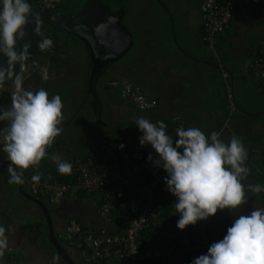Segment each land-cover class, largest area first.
Masks as SVG:
<instances>
[{
    "label": "crops",
    "instance_id": "crops-1",
    "mask_svg": "<svg viewBox=\"0 0 264 264\" xmlns=\"http://www.w3.org/2000/svg\"><path fill=\"white\" fill-rule=\"evenodd\" d=\"M116 10H123V17L125 14L123 7ZM192 21L193 18L189 19L188 23L185 24L187 26L185 31L191 39L190 42L184 41V43H181L183 41L178 38V34L175 31L176 40L167 36L157 42L158 56H153L149 60L144 58L140 60L142 55L149 52L152 44L155 43L150 42L144 44L136 51L135 58L128 57L127 59H130L127 64L123 65L124 62H121V58L115 62L110 68L113 76L106 77L105 74L100 79V81L105 82L107 97L103 96L99 85L93 90L87 83L88 69L75 68L74 91H72L74 92V113L68 112L64 116V124L62 121L60 125L64 134L74 120L72 138H69V142L64 143V137L57 136L53 145L48 148L47 156L41 160L38 167L34 166L26 170L15 169L18 174L22 175L23 184L9 183L10 173L8 172V167L10 163L8 162L7 154L3 151V140L0 138V226L5 228V235L9 241L3 257H0V264H52L54 256L59 257V261H55V264H67L58 252H55L48 245V241L43 238L45 234L40 235L37 230L34 232L28 229H21L25 223L41 221L46 216L40 205L22 194L18 188L21 185L23 189L27 190V173L30 171L36 170L42 173L49 167L57 169L56 163L51 159L53 155H58L63 160L69 161L73 155L87 156L93 154L100 147L105 135L114 136L120 142V145H124L123 149H121V165L123 164L122 167L124 166L125 172L136 180V169L139 166L132 157L133 149L131 144H133L132 136L135 128H137L136 120L139 117L152 121L153 119H169L174 114H180L186 128L196 127L206 136H210L212 132H220L222 133L220 138L225 143H228L232 136H236L242 140L247 150L246 166L250 169L249 175L242 181L245 185L248 200L246 204L236 209L226 208L218 210L215 216L210 217L205 226L188 225L183 230L177 227L180 216L176 212L175 223L165 229L156 230L152 239V244L156 247H163L171 243V241L179 240L181 244L177 245L178 249L176 252L166 259L144 261L141 264H192L195 258L207 253L211 244L223 239L227 234V229L234 223L235 218L240 215H247L253 209H264V192L253 194L247 191V185L249 184L264 185V183L261 184L264 179V147H262L264 144V125L261 121L254 122L256 115L253 114L263 113L264 109L253 112L248 107V102L245 98L244 100L239 99L236 88L237 69L238 78L243 81L255 75L249 66L256 55V44H254L255 42L245 41L247 45L244 47L241 46L244 42L241 43L239 40L253 33L254 39L258 40L260 38L261 41H264V23L261 22V13L257 12L256 15L249 18L235 15L231 22V31L228 33L223 31L216 34L218 47L225 40L239 50L242 48L245 50V70L238 66V63L241 62H237L234 58L232 59V56L229 60L226 58L227 60L223 62L224 64L211 60L209 58L210 51L208 52L205 49L206 46L202 38V21L196 24V32L199 34L198 39L201 37L204 43L205 47L203 46V48L202 45L197 46L198 43L195 40V36H193L195 30L192 28ZM245 23L248 24L249 29L240 35L239 30ZM128 30L131 32L129 27ZM252 36L251 38H253ZM168 39H171L170 44L166 43ZM133 45L134 39L132 35L130 48ZM219 49L223 52L224 46L222 45ZM124 56L127 57V55ZM144 60L146 61L143 62ZM205 65L209 68L215 67L217 72L211 69L205 70ZM221 65L232 70L230 71V79H232L236 95V109L233 111L230 122L227 125H225V122L228 117V105L224 106L225 99H227V91L223 83ZM42 68L34 69L31 72L32 74L30 73L31 77L27 74L30 78L27 79L29 82L24 84L26 89L32 91L42 89L48 80L54 79L57 74L56 68H50L47 63ZM35 73L42 75L40 82H35V78H32ZM137 75L139 77H136ZM249 75L251 76L249 77ZM115 77L122 78L121 80L123 81L140 82L149 95L158 98L159 105L157 108L141 110L132 99L124 98L114 88V90L109 88L111 87L108 85L109 81ZM252 83L255 86L251 88L258 89L261 94H264L263 89L259 85L260 81L256 82L255 80ZM13 91L14 87L12 86L11 95ZM67 101L70 105L72 101L71 95H69V100L67 98ZM251 114L253 115L250 122L248 115ZM243 122L249 128L246 138H243L236 130V127ZM7 124V121H0V128L6 127ZM245 128L243 127V129ZM241 132H243L242 129ZM253 132L255 134L253 136L254 140L252 139ZM13 167L15 168V166ZM259 174H261V178L257 177ZM94 195L69 194L58 203L50 202L49 206L54 229H60L63 225L62 223L67 224L71 216H75L90 225H104L105 222L101 219L98 212L101 194L96 199ZM158 195L168 201L175 209L174 205L177 202V197L167 190L166 184L160 186ZM2 203L5 204L1 205ZM5 205H7L6 208ZM8 207L11 213L10 217L9 215H7L8 217L6 214L4 215V211L8 210ZM65 246L77 264H90L87 258V250H80L75 246V243ZM143 247L148 246L142 244Z\"/></svg>",
    "mask_w": 264,
    "mask_h": 264
},
{
    "label": "clouds",
    "instance_id": "clouds-1",
    "mask_svg": "<svg viewBox=\"0 0 264 264\" xmlns=\"http://www.w3.org/2000/svg\"><path fill=\"white\" fill-rule=\"evenodd\" d=\"M32 13L27 0H0V53L7 57L8 65L0 68V86L11 81L14 87L11 107L0 110V121L8 122L6 127L0 128V138L11 162L10 184L24 183L15 169L39 166L48 148L61 134L64 119V105L58 94L50 99L44 89H26L24 76L13 71L16 64L25 65L29 57L30 45H25L18 53L16 43L18 37H24L23 29ZM34 20L37 25L34 31L39 32V16ZM52 47L51 38L39 42L42 51ZM136 127L143 133L139 137L141 146L151 145L158 154L157 159L149 154L148 160L167 173L164 182L167 190L177 197L174 207L180 216L179 229L215 216L218 210L236 209L248 202L242 181L250 169L246 166L247 150L240 138L232 136L225 143L220 132H212L209 137L196 127H181L176 129L174 140L162 121L153 123L144 117L137 118ZM119 147L123 149L124 145ZM51 159L60 174L71 173L70 162L58 155ZM40 179L39 172L32 176L33 181ZM247 191L259 194L264 192V185L249 184ZM8 244L5 228L0 226V257ZM58 259V256L53 257L54 264ZM192 264H264V209H253L235 218L223 239L211 244L207 253L195 258Z\"/></svg>",
    "mask_w": 264,
    "mask_h": 264
},
{
    "label": "built area",
    "instance_id": "built-area-1",
    "mask_svg": "<svg viewBox=\"0 0 264 264\" xmlns=\"http://www.w3.org/2000/svg\"><path fill=\"white\" fill-rule=\"evenodd\" d=\"M39 1L43 6L52 8L61 0ZM262 1L202 0L200 12L204 30L203 38L208 47L217 53L216 34L225 31L235 15L249 17L252 7ZM42 66L34 57L28 59L25 65H19V70L29 74L33 69L42 68ZM221 68L229 109L225 122L227 125L236 109V96L232 79H230V70L222 65ZM250 68L264 82V42L261 43L259 55L251 62ZM117 85L121 96L132 99L141 110H151L159 104V100L149 95L140 83L126 81ZM157 121H162L166 125L167 134L174 136L175 139L177 128L187 129L180 114H174L166 121L151 122ZM142 135L140 131L133 143V151L136 159L147 164L151 174L149 181L145 183H139L124 171L121 165L120 142L114 136L107 135L93 154L70 157L68 162L72 164V171L65 175L73 176L72 180H61L54 172H48V179L41 178L39 182L32 180V176L37 172L28 177V184L33 192L47 195L51 202L60 201L69 191L84 190L89 193L99 192L102 195L98 212L105 222L104 225H90L71 216L63 230L65 237L74 239L78 246L87 250V258L92 264H141L144 261L166 259L178 249L175 242L163 247L142 248L146 229H165L173 225L176 220L175 209L168 207L164 199L158 198V190L165 184L167 173L148 160L149 154L154 159L158 158V154L151 145L141 146L139 137Z\"/></svg>",
    "mask_w": 264,
    "mask_h": 264
},
{
    "label": "rangeland",
    "instance_id": "rangeland-1",
    "mask_svg": "<svg viewBox=\"0 0 264 264\" xmlns=\"http://www.w3.org/2000/svg\"><path fill=\"white\" fill-rule=\"evenodd\" d=\"M107 3H109L112 8L117 9L120 7H123L125 10V14L123 15V22L126 25V27L131 30V33L133 35L134 39V45L130 48L129 51L126 52V56L121 58V62L123 61V65L125 63L127 64L129 59L131 57L135 58V53L137 50L141 48L144 44H148L150 42L154 43L151 46V50L149 52H146L142 55L140 60L142 58L149 60L153 56H158V48H157V42H160L163 38L169 36V38H175L174 32L176 31L178 34V38L183 41L181 43H184V41L190 42V38L188 37V34L185 30H187V26L185 24L188 23V20L193 18L192 28L195 30V33L193 32V36H195V40L197 41V46L202 45V48L204 46L203 41L201 40V37L198 39L199 34L196 32V24H199L201 22V13L199 11L201 6V0L197 2V4L189 5V0H105ZM261 5H264V0L261 2ZM168 8H167V7ZM175 29V30H174ZM248 24L245 23L239 30V34H243L248 30ZM191 35V34H189ZM250 36L243 37V39L239 40L241 43H243L241 46H246V42H256V38L252 36L253 33L249 34ZM251 36L253 38H251ZM247 39V40H244ZM246 41V42H245ZM171 43V39H168L166 43ZM203 43V44H202ZM222 45L224 46V54H226L227 59L229 60L232 56V59H236L239 67L242 70H245V57L246 53L245 50L242 48L239 50L235 46H232L227 41H223ZM221 43L219 44V47H217V52L220 50L219 48L222 46ZM205 47V46H204ZM208 47V46H207ZM157 48V49H156ZM201 48V49H202ZM205 49H207L205 47ZM216 49V47H215ZM207 51L213 54V51L208 47ZM130 57L129 59H127ZM144 60L143 62H145ZM47 65L50 68H56L57 74L54 76V79L48 80L47 83L42 87V89L46 90L48 92L49 98L51 99L54 95H59L61 97L62 103L64 105L63 107V116L67 115L68 112L74 113V69L79 67L83 70H87L89 65V53L86 47V43L83 40H78L77 43H66L64 44V49L61 51L60 59L57 62H52L47 59ZM205 70H216L215 67L209 68L208 66H204ZM236 88H237V94L239 96L240 100H244V98L248 102V107L253 110V112H256L257 110L261 111L260 109H264V94H261V92L258 89L251 88L252 86H255L252 82L256 80V82L262 80L261 77L257 74L252 76L248 80H241L238 78V69L236 70ZM113 74L111 71L106 73V77H111ZM251 75H249L250 77ZM136 77H139L138 75ZM122 79V78H121ZM24 84L29 82L27 79L24 80ZM60 83V84H58ZM105 82L100 81L99 82V88L103 93V96L107 97L108 94L107 89L105 88ZM146 85V84H145ZM241 86V88H240ZM5 85L0 86V93L4 89ZM112 90H114L112 87H109ZM108 88V90H109ZM255 88V87H254ZM69 95H71V104L69 105L67 98L69 100ZM264 112V111H263ZM255 114V113H253ZM122 117V116H121ZM254 119V122L261 121L264 125V115H256ZM65 119V118H64ZM68 131H65L63 134L59 136L64 137V143L69 142V138H72L71 135L74 133V120L71 122ZM64 124V121H63ZM77 127V125H76ZM253 132V136H254ZM58 136V137H59ZM257 178V177H256ZM264 183V179L262 180V183ZM100 193L97 192L94 197L95 199L98 197ZM4 200V199H3ZM2 200V201H3ZM1 201V202H2ZM88 201V200H86ZM5 203H2L1 205H4ZM7 205H5V208ZM6 214L11 215L9 207L8 210L4 211V215ZM8 217V216H7ZM55 221V220H54ZM30 222V221H29ZM66 222V221H65ZM60 229L55 228V231L58 235L66 238L64 240V243L66 245H72V240L68 239V237H65L63 235V230L65 228L66 223H62ZM194 229H196L194 227ZM197 231V230H196ZM194 231V232H196ZM63 239V238H62ZM50 246V244L48 243ZM59 261V260H58ZM52 264H54L52 262Z\"/></svg>",
    "mask_w": 264,
    "mask_h": 264
},
{
    "label": "trees",
    "instance_id": "trees-1",
    "mask_svg": "<svg viewBox=\"0 0 264 264\" xmlns=\"http://www.w3.org/2000/svg\"><path fill=\"white\" fill-rule=\"evenodd\" d=\"M27 2L32 6V8H41L43 6L42 2L39 1V0H27ZM85 2H86V0H61L57 6L52 7L50 9L53 12H55L57 14H60V15H69V14H73L76 11H78L85 4ZM103 2L105 3V5L108 6V8L110 9V11L112 13L119 14L122 17L123 10H121V11L120 10H116V9L112 8V6H110L109 3H107L105 0H103ZM257 12L261 13V22L264 23V5H261V3H259L257 5H254L252 7L251 14H250L249 17H251V16L253 17L254 15L257 14ZM238 15L242 16V17H245V16L240 15V14H238ZM232 20H233V18H232ZM232 20H231V22H232ZM231 22H230L229 27L225 30V32H227V33L231 31V28H230L231 27ZM203 36H204V30H203V27H202V38H203ZM40 38H41V41L43 39H45V38H51L53 40V47L50 50H45V51L39 50L38 51V53L36 55V59H38L40 65L46 64L47 63V59H49L51 61V63L59 61L61 51L64 49V44L69 43V42L77 43L78 40H83L86 43V47H87V50H88V53H89V65H88V68H87L88 69L87 83L90 85V87L93 90L95 89L96 86L99 85L101 77L103 75H105L108 72V70L110 71V68L112 67V65L115 62H117L120 58H122L124 55H126V52L130 49V47H129L128 49H126L124 52H122L118 56L102 57L101 55H99L97 53V49L91 44V42L89 41V39L86 36L82 35L81 33L77 32L75 30H71V29H69V28H67L65 26H61V25L54 24V23H51V22L46 23L41 28ZM203 40H204V38H203ZM262 42H264V41L263 40L261 41V39L259 38L254 43V44H256L255 45L256 46L255 47L256 48V50H255V54L256 55L252 59V61H254L255 58L259 55V48H260ZM204 43H205L206 48L208 49V47H207L208 45H207V42L205 40H204ZM217 47L218 46H217V43H216V52H217ZM209 58L211 60H214L217 63L220 62L222 64H224L223 62H225L227 60L226 59L227 58L226 54H224V51L222 52L221 50H218L217 53H214V52H213V54L210 53ZM249 68H250V66H249ZM33 70L31 72H33ZM250 70H251V68H250ZM230 71H232V70H230ZM16 73L17 74H22L24 76V80L29 79L31 77L30 73L28 74V75H30V77H29V76H27V74L25 72H23V71H21L19 69L16 71ZM41 77H42V75L38 74V73H35L32 76V78H35V82H40L41 81ZM126 81L125 80L123 81L120 78L115 77L114 79L109 81L108 85H110L112 88H114L116 90V92L119 93V88L117 87L118 86L117 84H123ZM132 82H136V81H132ZM223 83H224V86H225L224 79H223ZM4 85H5V87L2 90V92L0 93V110H6V109L11 107V96H12L11 95V87L13 85H12L11 81H6ZM259 85L261 86V88L264 91L263 79L260 80V84ZM226 104H228L227 99H225V102H224V106L225 107H226ZM228 112H229V109H228ZM226 114H227V110H226ZM259 114L260 115H264V112L263 113H259ZM259 114H254V115H259ZM252 115L253 114L248 115V119H249L250 122L252 121V119H251ZM153 120H157V119H153ZM159 120H165L166 121L167 118L166 119H159ZM243 127L244 128L246 127V128L243 129ZM241 129H242L243 132H241ZM236 130L238 131V133H240V135H242L243 138L244 137L246 138L247 137L246 134L249 133L248 125L245 124L244 122L241 123L240 125H238L236 127ZM139 133H140V130L135 128L134 135L132 136V143H134L136 141V137H137V135ZM169 136H171L175 140L174 136H172V135H169ZM252 139L254 140L253 134H252ZM262 147H264V144H263ZM131 148L134 149V144H131ZM132 157H133V159H135V162L139 166L136 169L137 170L136 181H138L139 183H145V182L149 181L151 174H150V172H149V170L147 168V164L145 162H143L142 160L136 159L134 151H132ZM34 172L41 173L40 171H36V170L35 171H30L29 173H27L28 177ZM48 172H54L55 174H58V178L61 179V180H65V181H70V180H72V177H73L71 175L70 176H66L65 174L64 175L60 174L57 171L56 168L49 167L46 171H43L41 173V178L45 179V180H46V178L48 179V176H47ZM260 175L261 174L257 175V177L261 178ZM27 191L31 192L32 194H34L35 196H37L41 200H43L46 203L48 209L50 210L49 203L51 201H50V198L47 195L45 196L42 193L33 192L31 187L29 186V184H28ZM69 194H71V195L78 194V195H83V196H89V195L96 194V192L95 193H89V192H86L84 190H79L77 192L69 191V192H66L63 195V197H65L66 195H69ZM158 198L163 199L159 195H158ZM164 201L166 202V204H168V207H173L168 201H166V200H164ZM58 202H60V201H58ZM58 202H53V203H58ZM99 202H101V199H100ZM209 219H210V217L208 219H206V220L197 221L196 225L203 227V226H205L207 224ZM21 229H28V230H31V231H34V232H35V230H37V231H39L40 235L41 234H45L43 236V238L46 239L48 241V243L50 244L51 248L55 252H57V250H56V248H55V246H54V244H53V242H52V240L50 238V235H49V227H48V222H47L46 217H44V219H42L41 221H30V222H27L21 227ZM155 232H156V229H152V228L146 229L144 231V237H143L144 239H143V243L142 244L146 245L148 247H154L153 244H152V239H153V236H154ZM55 234H56L57 238L60 240V242L64 245V247L67 250V247L65 246L66 244L64 243V240L66 238L58 235L56 231H55ZM68 239L72 240V242L75 243V246L77 248H79L80 250H82V251L85 250L84 247L78 246L77 243L74 241V239H71V238H68ZM171 242H175L177 245L181 244V242L179 240L171 241ZM90 264H92V263L90 262Z\"/></svg>",
    "mask_w": 264,
    "mask_h": 264
},
{
    "label": "water",
    "instance_id": "water-1",
    "mask_svg": "<svg viewBox=\"0 0 264 264\" xmlns=\"http://www.w3.org/2000/svg\"><path fill=\"white\" fill-rule=\"evenodd\" d=\"M32 10L33 13L28 18L30 22L23 29L25 35L23 38L18 37L16 43V51L18 53L23 50L25 45H30L28 59L36 57L40 50V31L48 22L65 26L86 36L97 49V53L102 57L118 56L132 44V34L125 26L122 17L119 14L112 13L103 0H86L78 11L69 15L57 14L47 6L32 8ZM36 15L40 18L39 32L34 31L37 27L34 20ZM19 65L16 64L13 71L16 72L19 69ZM7 66V57L0 53V68H7ZM8 162L11 164L10 160ZM18 189L42 208L48 222L50 238L58 254L67 264H77L57 238L51 212L46 203L31 192L23 189L21 185Z\"/></svg>",
    "mask_w": 264,
    "mask_h": 264
},
{
    "label": "flooded vegetation",
    "instance_id": "flooded-vegetation-1",
    "mask_svg": "<svg viewBox=\"0 0 264 264\" xmlns=\"http://www.w3.org/2000/svg\"><path fill=\"white\" fill-rule=\"evenodd\" d=\"M190 2H189V5H192V4H197V2L199 1V0H189ZM202 1V0H201Z\"/></svg>",
    "mask_w": 264,
    "mask_h": 264
}]
</instances>
